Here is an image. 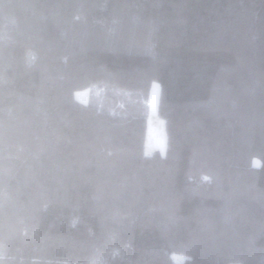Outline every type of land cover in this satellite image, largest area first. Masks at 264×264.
I'll list each match as a JSON object with an SVG mask.
<instances>
[{
    "label": "trees",
    "instance_id": "16d2710c",
    "mask_svg": "<svg viewBox=\"0 0 264 264\" xmlns=\"http://www.w3.org/2000/svg\"><path fill=\"white\" fill-rule=\"evenodd\" d=\"M0 264H264V0H0Z\"/></svg>",
    "mask_w": 264,
    "mask_h": 264
},
{
    "label": "rangeland",
    "instance_id": "374dc122",
    "mask_svg": "<svg viewBox=\"0 0 264 264\" xmlns=\"http://www.w3.org/2000/svg\"><path fill=\"white\" fill-rule=\"evenodd\" d=\"M153 85H158V88H154ZM159 89V83L154 82L148 94V128L145 151L151 152L156 149L163 154L166 150V134L164 118L157 112ZM75 95L77 99L85 102L88 99V90L76 91ZM100 103L97 102V104Z\"/></svg>",
    "mask_w": 264,
    "mask_h": 264
},
{
    "label": "snow or ice",
    "instance_id": "6c2138e0",
    "mask_svg": "<svg viewBox=\"0 0 264 264\" xmlns=\"http://www.w3.org/2000/svg\"><path fill=\"white\" fill-rule=\"evenodd\" d=\"M154 88H158V85H153Z\"/></svg>",
    "mask_w": 264,
    "mask_h": 264
}]
</instances>
